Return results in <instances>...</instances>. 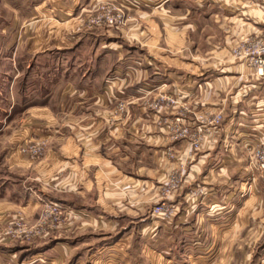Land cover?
<instances>
[{
    "label": "crops",
    "instance_id": "obj_1",
    "mask_svg": "<svg viewBox=\"0 0 264 264\" xmlns=\"http://www.w3.org/2000/svg\"><path fill=\"white\" fill-rule=\"evenodd\" d=\"M190 2L153 0L151 4L140 7L155 11L157 10L156 8L169 6L174 14H180L181 11H185V14L189 16L198 14L204 20L205 30L206 28L210 30L215 23L214 25L218 31L222 33L226 31L230 24L226 22L227 18L225 17L226 14H230L228 13L230 4H228L227 0H216V2L207 0L205 5ZM135 8L139 10L137 7ZM241 10V15L247 12L243 11V9ZM250 11L252 17L258 19L253 22L256 28H264V10L253 8ZM146 17H148L147 13ZM181 19V17H178L175 20L180 23ZM235 26L231 28L232 31ZM252 27L240 24L236 27V33L249 31ZM187 28L193 32L196 30L197 24L194 23V26L193 24H188ZM40 36L41 34L35 33L29 44L30 49L26 50V53L37 54L43 51H52L53 48L60 51L61 62L62 64L64 63L60 74L61 83L63 84V80L66 81L70 78L85 79V81L90 83L86 89L63 90L61 92L62 97L74 93L88 94V99L91 102L86 104L85 109L91 110L76 121L67 116L65 125L58 126L57 120L51 112L53 104H50V102L43 107L32 109L30 107L31 110L28 108V119L21 121L22 131L18 134L15 142L22 145L26 144L28 140L32 142L44 141L46 142L44 156L42 155L43 159L37 163L38 159L27 160L25 158L28 156L21 155L17 149V153L14 156L11 155L9 160H7L8 164L13 167L24 166L27 169L30 168V176L32 177L29 176L19 180H22L21 185L23 186L28 184L27 188L29 189L31 184L34 185L35 192L30 190L32 193H28V197H21L19 192L15 199H12V202L14 201L13 205H11L14 208V210H11L13 214L0 215V238L3 240L8 238L16 239L15 235L11 237L4 233L8 222H20V220H23V223H28L27 225H35L33 223L37 220L36 214L40 207V203L37 200L38 197H36L37 193L46 198H54V202L50 203L59 206L60 209L65 211L62 213L67 217V221L57 226L45 225L39 235H35V237L19 235V240H25L26 237L36 239L33 243L41 241L48 243L53 240L63 239L60 242H52L43 251L39 250L37 246L28 249L18 247L16 251L7 250L8 248L2 247L5 244L0 242V264H70L72 260L73 262L75 261L74 264H84L82 260L83 248L78 245L79 243L77 244L84 235L83 232L89 228L93 229V231L95 228L99 230L105 228L109 233H113L116 211L125 210L136 214L140 211L145 217L143 220H148L149 218V222L143 226L146 235L142 236V239H146L150 235L154 236L155 241L159 239L157 235L161 236L160 239L163 237L170 239V241L164 242V249L160 246L162 244H157L154 240H149L151 245L149 241H147L148 243L146 242L145 246H150L145 247V249L148 250L149 256H154L155 261H160L158 257L162 254L168 257L172 264H213L212 256L214 254H224L226 246H223L222 239L225 237L230 239L227 243L229 244L241 238L239 237L241 234L239 229H233L235 224L241 223L239 214L228 215L224 212L230 206L239 208L242 201L239 197L228 199L229 190L225 181H228L227 178L229 177H234L243 168L238 150H235L236 153H234V149L229 146L228 128L233 121L235 128L243 127L245 122H242L241 118L244 115H247L248 118L246 119L253 118L254 125H257H253V127H256V129L260 130L263 127L261 119L255 117H260L262 114L264 116V113H262L264 112V76L260 78L254 77L251 85L252 90H249L251 91L250 94L244 93V90H222L221 88L227 82L228 77H231L230 75H239L243 68L242 65L229 63L227 47L222 48L215 45L214 48L225 50L226 54L220 56L215 50L209 51L205 55L204 61L202 60L203 65H192L195 70L190 71L188 76L186 74L184 76L182 72L165 74L159 66L154 69L144 66L131 77L126 74V79L130 81L126 84L124 93L131 102L125 108L124 116L119 118L113 115L109 120L102 121L96 116L98 115L96 112L102 106L99 90L100 79H102L104 74L112 72H114L113 75L117 74L116 76L119 78L121 73L126 72V68L133 64L131 60L134 59V56L125 54V57H122L114 50L113 55L102 58L101 49L108 47H102V41L98 39L90 42L76 39L72 42L70 40H62L60 42L58 39L52 38H42V40ZM232 37L233 35L224 36L225 41L226 39L231 41L234 38ZM212 38V33L206 36V39ZM139 41H143L147 46L149 40L144 38L141 40L139 38ZM110 45L118 50V45L113 41ZM212 45L214 46V44ZM37 48H40V50H37ZM110 49L108 51H111ZM153 49L154 47L152 46ZM193 58L195 60L199 59L196 55ZM144 59V61H148L146 57ZM140 60L143 62V59ZM195 60L190 59L189 61L197 63ZM75 61L77 62L76 67L66 65ZM149 61L152 62L151 60ZM118 63L120 66H117ZM222 63H224L223 67L210 75L208 72L210 71L209 67L213 69L214 66ZM204 67L205 70H203ZM171 74L172 78L169 76ZM150 77H154L156 81H159L160 78H167L168 85L173 88L170 93L189 104V107L193 110V115L207 110L210 112L224 110V106H227V109L229 107L236 109H232L233 114L227 118V123L217 130L218 132L214 133L211 131L205 136L204 144L199 151H195V153L188 152L186 143L174 140L166 126L168 122H171L170 118L172 116L162 114L160 113L162 111H157L153 108L152 111L157 113L152 112L143 106L144 103L141 99L146 95L148 96L151 92H158V90H148L147 87L139 86L143 82L146 85L152 83L153 81L148 83ZM67 85L69 86V83ZM116 85L117 83L114 82L109 86V90H105L108 102L103 107H108L111 100H116L118 91ZM153 85L148 86L154 88L158 86ZM80 104L84 105V103ZM58 107L61 110L64 109L63 102L57 105ZM33 110L41 112L40 116L33 115ZM248 113H252L253 116H248ZM12 118L11 120H13ZM7 120L8 122L11 121L10 119ZM41 122L46 123L42 125V128L38 126ZM2 130L3 126L0 129V133ZM238 132L239 135L246 134L243 133L242 129ZM231 139H233L232 143H238L239 136L236 134L232 135ZM167 149L172 150L173 160H170L165 155ZM183 158H187L188 162L186 181L176 193L174 191L172 196L165 197L163 192L164 185L161 183L170 174L171 167L172 170L179 168ZM148 159H152L154 162L152 169L149 164H146L149 162ZM12 166H8V168L11 169ZM150 170H152L151 173ZM33 173L34 175H32ZM144 175L151 177L143 179L142 176ZM217 175L221 177L218 178ZM214 183L218 187L217 189L215 188L216 192L212 186ZM195 184L200 185V188L204 190V194L199 200L195 198ZM14 185H12L13 189L21 186L17 182ZM12 188L9 187L6 191L13 190ZM27 188L24 187V190ZM21 199H23L22 202ZM162 200H166L167 203L171 204L175 209V213H177V216L174 215L172 217L173 220H169L170 222L162 216L157 218L149 216V208ZM17 201L19 203H16ZM213 213L216 215H213ZM218 214L221 216L218 217ZM201 217H205L213 228L210 232L205 233V241L200 243L197 242V238L201 231L192 229L194 227L192 223ZM217 223H226V229L223 228L219 231V227L214 226ZM228 228L234 231L228 230ZM106 235L110 239L105 242L110 241L113 237L110 234ZM191 237L195 240H191ZM181 239H183L182 244L189 242L187 244L188 246L190 245L188 249L191 252L190 254L183 251V245L177 249L178 246L176 245H179ZM212 239L215 241H210ZM115 242H108L105 245H101V243L93 244L94 248L97 246L94 249L95 251L93 250V254L98 255V259H100L99 255L101 253H104V258L116 259L117 250L115 248L122 241ZM234 244L239 243L235 242ZM236 254H242V251H238ZM241 259L239 260L241 261ZM240 261H237V264H240ZM259 264L264 263L261 262Z\"/></svg>",
    "mask_w": 264,
    "mask_h": 264
},
{
    "label": "rangeland",
    "instance_id": "obj_2",
    "mask_svg": "<svg viewBox=\"0 0 264 264\" xmlns=\"http://www.w3.org/2000/svg\"><path fill=\"white\" fill-rule=\"evenodd\" d=\"M152 1L153 0H0V129L3 126V130L0 133V215L13 214L11 210H14V208L11 207V205H13L14 201L12 202V199H15L19 192L21 197H28V193L31 191L35 192L34 185L31 184L29 189L27 188L28 184L23 186L21 185L22 180H19L30 176V168L27 169L24 166L13 167L11 164L9 165L7 161L11 155L14 156V154L17 153V149L21 155L27 156L22 152V147L36 143L28 140L26 144L20 145V143L15 142L18 138V134L22 131L21 121L28 119V108L31 110L35 107H43L50 102V104H53V107H51L53 110H51V112L56 118L58 126L65 125L67 116L76 121L91 110L85 109L86 104L91 102L88 99V94L81 95L79 93H74L62 97L61 92L63 90L86 89L90 83L85 81V79L78 80L76 78H70L66 81L63 80V84L61 83L60 74L64 63L62 64L61 62L60 51L53 48L52 51L54 52L43 51L37 54L26 53V50L28 51L30 49L29 44L35 33H38V35L41 34L40 39L52 38L58 39L60 42L62 40H70L72 42L75 39L89 42L95 39L101 40L102 47H108L101 49V53H103L102 58L113 55L114 50L122 57H125V54L127 56H134V59L131 60L133 64L128 66L126 72L121 73L119 78L116 76L117 74L113 75L114 72H112L104 74L102 79H100L99 90L102 98V106L100 110L96 112V114H98L96 116L102 121L109 120L113 115L119 118L124 116L125 108L131 102L126 98L124 93V88L130 81L126 79V74L131 77L137 70L142 69L144 66H148L150 69H154L155 67L158 68L159 66L161 71L165 74L182 72L184 76L185 74L188 76L190 71L195 70L192 65H203L205 55L209 53V51L215 50L220 56L226 54L225 50L214 48L215 45L216 47H227V59L230 60L229 63L242 65L243 68L239 75H230L231 77H228L227 82L224 83L223 88H221L222 90H244V93L250 94L251 91L249 90H252L251 85L254 77L260 78L264 76V65L261 68V73L257 74V67L254 68L251 66L252 56L247 55L254 50L255 42H264V28H256L253 22H256L258 19H254L250 11L253 8L264 10V0H227L228 4H230V7H228L230 9L228 13L230 14H226L225 17L227 18L226 22L230 24L223 33L216 29L215 23L211 26L210 30H208V28L205 30L204 20L201 15L198 14H196V16H189L185 14V11H181L180 14H174L169 6L156 8L157 10L155 11L140 7L143 5L147 6L151 4ZM213 1L216 2V0ZM181 2L189 3L190 0H181ZM193 2H196L198 5H205L207 0H191L190 3ZM135 7L140 8L137 10ZM241 9L247 12L241 15ZM104 13H110L113 18H116V23L108 24L105 21V15L107 14ZM146 13L148 17L145 18ZM178 17L182 18L180 23L175 20ZM98 18H100V22L99 24H95ZM194 23L197 24V28L191 32L187 27L188 24H193L194 26ZM240 24L250 26V28L253 27L249 31L236 33V27ZM234 26L235 29L232 31L231 28ZM210 33L213 34V38L206 39V36ZM226 35H233L234 38L232 37L233 39L231 41L229 39L225 41L224 36ZM139 38L141 40L143 38L149 40L148 45L146 46V44H144V40L138 42ZM112 41L118 45V50L116 47L110 45ZM212 44H214V46ZM152 46L154 47L153 50ZM109 49L111 51H108ZM37 50H40V48H37ZM195 55L198 56L199 59L195 60L193 58ZM144 57H146L148 61H144ZM140 59H143V62ZM190 59H193V61L195 60L197 63L190 62ZM261 59L264 61V54H262ZM75 62H70L66 65L76 67L77 62ZM223 65L224 63L216 65L213 69L209 67L210 71L208 72L211 75L212 72L218 71ZM117 66H120V64L118 63ZM203 70H205V67ZM169 76L172 78V74ZM149 81L153 82L147 85L143 82L139 84V86L147 87L148 90H158V92H151L148 96L146 95L147 97L145 96L141 99L144 103L143 106L148 110L152 111L156 109L157 111H162L160 112L162 114L172 116L170 118L171 122L166 124L171 133V137L174 140L185 142L188 152L191 153L199 151L204 144L205 136L211 131L214 133L218 132L217 130L226 124L227 118L233 114L232 109H236L232 107L227 109V106H224V110L216 112L207 110L197 112V114L193 115V110L189 107V104H186L185 101L170 93V90H173V88L168 85L169 82L167 78H160L159 81H156L154 77H150L148 83ZM114 82L117 83L116 86L118 88L116 100H111L112 105H110V103V107H103L104 104L108 102V96L105 90H109V86ZM67 83H69V86ZM153 84L158 86L156 88L148 86ZM51 97L52 99L50 100ZM61 102H63L64 105V109L62 110L59 107L57 108V105H60ZM80 103H84V105ZM14 107H18L19 111L14 115L15 117L13 116V120L10 119L11 121L8 122L7 117ZM152 112L157 113L156 111ZM32 114L40 116L41 112L33 110ZM217 115H220L221 119L210 124L211 118H215ZM248 116L252 117L253 114L248 113ZM246 118H248L247 115L242 116L241 120L245 123L243 127H239L240 129L238 128L239 130L233 125L234 121L228 128L229 146L234 149V153H236L235 150H238L243 168L242 171L234 175V177H229L227 178L228 181H225L229 190L228 199L231 200L239 197L242 200L240 202V207H235L237 210L230 206L224 211L228 215H234L235 213L239 214L241 223L235 224L233 229H239L241 233L239 237L241 238L229 244L227 243L230 239L226 237L222 239L223 246H226L224 254H214L212 256L213 264H237V261H240L239 259H241V257L244 258L241 259L240 264L264 263V171L263 169L260 171L258 168L264 165V116L262 114L260 117H255L262 121L263 127L260 129L261 134L260 130L253 127V118ZM177 119H180V121H177ZM191 120L192 122H190ZM45 124V122H41L38 126L42 128V125ZM184 129H187V131L182 134L181 132ZM198 129L200 132L198 135L200 146L198 150H194L192 143L197 138L194 136L191 137V135H194ZM241 129L244 131L243 133H246L245 135H239L238 131ZM62 130L64 129L62 128ZM235 134L239 136L238 143H232L233 139H231V136ZM39 145H43V149L41 155L36 158L38 159L36 161L37 163L43 159L46 142L41 141ZM172 154V150H166L165 155L170 160L174 159ZM28 157L25 159L36 160L33 157ZM148 161L149 162L146 164H149V167L152 169L154 162L152 159H148ZM180 163L181 165L177 169L172 170L171 167L170 174L165 180L166 182L163 181L161 183L164 185V190L175 184H178L180 188L184 185L187 178V158H183ZM8 166H12L11 169H9ZM151 172L152 170H150V173ZM32 175H34V173ZM150 177L145 175L142 176L143 179ZM217 177L219 178L221 176L217 175ZM16 182L21 186L13 189L12 185L16 184ZM212 186L214 188L213 190L218 188L215 183L212 184ZM9 187L13 190L6 191ZM24 187L27 189L24 190ZM196 189H200V185H196ZM23 191L27 192V194ZM171 194L173 195V193ZM194 194L197 200L203 195H198V193ZM36 197H38L37 200L40 203V207L36 214L37 220L33 223L35 225H27L28 223H23V220H20V222H8L5 226V234L17 236L24 232L22 234L23 236L35 237V235H39L42 227L45 225L57 226L67 221V217L62 213L65 211L62 209H60L61 215L55 218L53 214L49 215L45 213L46 206L52 204L50 202H52L54 198H46L39 193H37ZM22 201L23 199H21V202ZM164 201L166 202V200ZM16 203H19V201ZM153 207L149 208V212ZM168 207L172 210V213L169 218H164L167 221H171L174 215L177 216V213H175V209L171 204L167 203L166 208L168 209ZM4 211L5 213H3ZM116 212L113 233H109L105 228L103 230L95 228L94 231L89 228L83 232L84 235L77 244L79 243L78 245L83 248L82 260L84 264H161V262L163 263L169 259L161 254L158 257L160 261H155L154 256H149L147 253L148 250L145 249V247L151 245L149 240L153 241L155 239L154 236L151 235L146 239H142V236L146 235L143 226L145 223L149 222V218L148 220H143L145 217H143L144 215H142L140 211H136L137 214L128 210ZM213 215L216 214L213 213ZM217 216L220 217L221 215L218 214ZM192 224L194 226L192 229L201 231L198 234L197 242H204L205 233L210 232L213 228L211 223L206 221L205 217H201ZM214 226H218L219 231L223 228L226 229V223H217ZM233 229L228 228V230ZM106 234H110L111 237L113 236L110 241L105 242L107 239H110ZM32 237H26L25 240H19V238H8L3 240L0 238V242L5 244V246L2 247L8 248L7 250L16 251L18 247L28 249L37 246L39 250L43 251L52 242H60L63 240L57 239L48 243H43V241L33 243L36 239H29ZM157 237L159 239L154 241L157 244H162L160 246L164 249V242H168L170 239L164 237L160 239L161 236L159 235H157ZM190 239L193 240L192 237ZM182 240L183 239L180 240L179 245H176L178 246L177 249L184 245L182 244ZM113 241H122L118 243L115 248L117 250L116 259L104 258V253H101L99 255L100 259H98V255L93 254L95 251L94 249L97 247L94 248L93 244L101 243V245H105ZM147 241H149L150 245L145 246ZM210 241L213 242L215 240L212 239ZM235 242L239 244H234ZM183 251L186 253L189 252L188 249H184V247ZM238 251H242L243 255H237L236 253ZM166 252L169 253L167 250ZM190 253L191 252H189V254ZM92 255L94 256L92 257ZM74 263L75 261L73 262V260L70 262V264Z\"/></svg>",
    "mask_w": 264,
    "mask_h": 264
},
{
    "label": "built area",
    "instance_id": "obj_3",
    "mask_svg": "<svg viewBox=\"0 0 264 264\" xmlns=\"http://www.w3.org/2000/svg\"><path fill=\"white\" fill-rule=\"evenodd\" d=\"M104 14H107V15H105V21L108 24L116 23V18H113L110 15V13H104ZM99 22H100V18H98L96 20L95 24H99ZM262 54H264V42H259V41L254 43V50H252V52L247 54L248 56H252V58H251V66H253L254 68L257 67L256 68L257 69V74L261 73V71H262L261 68L264 65V61H262V59H261ZM220 119H221V116L217 115L215 118H211L210 124H213V123L219 121ZM177 121H180V119H177ZM186 131H187V129H184L181 133L183 134ZM199 134H200V132H199V129H198V131L194 135H191V137L194 136V137L197 138L192 143V147L194 148V150H198L199 146H200V143H199L200 139L198 137ZM39 143L40 142H36V143H34L33 145H30V146H26L25 145L24 147H22V152L24 154H26L27 156H29L31 158L33 157V158L36 159L38 156L41 155V151L43 149L42 148L43 145H39ZM258 168H259L260 171H262V169L264 171V165H261ZM263 186H264V180H263ZM178 189H179V185L178 184H175V185H173L171 187H168L166 190H163L164 196L165 197L170 196V195H172L171 193H173L174 191H178ZM195 193H198V195H202V194H204V191H203V189L200 188V189H196ZM166 204L167 203L164 200L160 201V203L158 205L154 206L151 209V211L149 212V215L152 218H157V217H160V216L165 217V218H169L171 213H172V210H170L169 207L167 209L166 208ZM45 210H46L45 213H48L49 215L53 214L54 218L55 217H59V215H61L60 207L57 206V205H54V204L47 205ZM23 233L24 232H22L21 234H23ZM19 235L15 236V237L18 238ZM13 236L14 235H12L11 237H13ZM183 244H184L183 245L184 249H186V248L189 249L190 248L186 242L183 243ZM161 264H172V262H171V260H166L163 263L161 262Z\"/></svg>",
    "mask_w": 264,
    "mask_h": 264
},
{
    "label": "trees",
    "instance_id": "obj_4",
    "mask_svg": "<svg viewBox=\"0 0 264 264\" xmlns=\"http://www.w3.org/2000/svg\"><path fill=\"white\" fill-rule=\"evenodd\" d=\"M1 101V100H0ZM19 111L18 107H14L12 111L9 113L7 119H11L17 112ZM7 116V115H6ZM5 116V117H6Z\"/></svg>",
    "mask_w": 264,
    "mask_h": 264
}]
</instances>
